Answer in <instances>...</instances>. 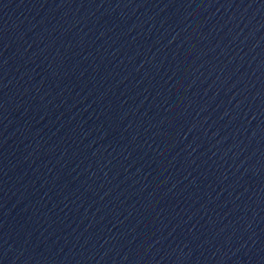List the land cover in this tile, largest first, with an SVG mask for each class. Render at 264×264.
Here are the masks:
<instances>
[{
    "label": "water",
    "instance_id": "95a60500",
    "mask_svg": "<svg viewBox=\"0 0 264 264\" xmlns=\"http://www.w3.org/2000/svg\"><path fill=\"white\" fill-rule=\"evenodd\" d=\"M0 264H264V0H0Z\"/></svg>",
    "mask_w": 264,
    "mask_h": 264
}]
</instances>
